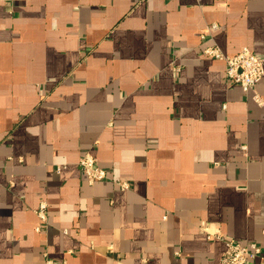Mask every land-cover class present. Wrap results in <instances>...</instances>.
Instances as JSON below:
<instances>
[{"label": "crops", "instance_id": "0c3cea01", "mask_svg": "<svg viewBox=\"0 0 264 264\" xmlns=\"http://www.w3.org/2000/svg\"><path fill=\"white\" fill-rule=\"evenodd\" d=\"M214 24L224 54L264 58V0H0V264L264 247V105L203 53ZM86 153L106 181L87 183Z\"/></svg>", "mask_w": 264, "mask_h": 264}, {"label": "built area", "instance_id": "2783aa9c", "mask_svg": "<svg viewBox=\"0 0 264 264\" xmlns=\"http://www.w3.org/2000/svg\"><path fill=\"white\" fill-rule=\"evenodd\" d=\"M218 25L209 26L201 35V39L206 43H213V32L218 29ZM203 53L213 59H222L226 64L225 81L230 86H239L245 94L252 93L253 99L260 106L264 105L262 98L257 93L256 87L264 78V58L259 57L249 48H243L237 55L229 56L215 45H207L203 48ZM174 71L180 73L182 67L175 66ZM81 171L86 177L89 185L97 182L106 181L108 179V171L101 168L95 157L91 153L83 155L79 161ZM62 167H57L60 173ZM118 185L122 190L130 189V183L127 181H118ZM47 206L42 204L38 215L43 226L38 229L42 231L47 227ZM226 248L222 257L223 264H264V247L257 243H242L232 238H220ZM50 252L44 253L45 264H55L50 257ZM179 255V252H177Z\"/></svg>", "mask_w": 264, "mask_h": 264}]
</instances>
